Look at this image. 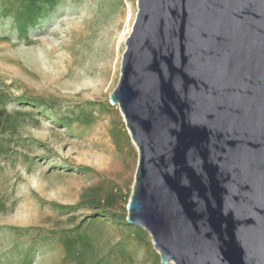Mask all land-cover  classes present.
Returning a JSON list of instances; mask_svg holds the SVG:
<instances>
[{
  "label": "rangeland",
  "instance_id": "rangeland-1",
  "mask_svg": "<svg viewBox=\"0 0 264 264\" xmlns=\"http://www.w3.org/2000/svg\"><path fill=\"white\" fill-rule=\"evenodd\" d=\"M137 1L0 0V264H164L110 99Z\"/></svg>",
  "mask_w": 264,
  "mask_h": 264
},
{
  "label": "water",
  "instance_id": "water-1",
  "mask_svg": "<svg viewBox=\"0 0 264 264\" xmlns=\"http://www.w3.org/2000/svg\"><path fill=\"white\" fill-rule=\"evenodd\" d=\"M111 102L128 223L164 264H264V0H138Z\"/></svg>",
  "mask_w": 264,
  "mask_h": 264
},
{
  "label": "bare ground",
  "instance_id": "bare-ground-1",
  "mask_svg": "<svg viewBox=\"0 0 264 264\" xmlns=\"http://www.w3.org/2000/svg\"><path fill=\"white\" fill-rule=\"evenodd\" d=\"M113 104V103H112ZM114 105V104H113ZM114 106H116V105H114ZM123 115V114H122ZM124 117V116H123ZM125 119V118H124ZM171 264H173V263H171Z\"/></svg>",
  "mask_w": 264,
  "mask_h": 264
}]
</instances>
